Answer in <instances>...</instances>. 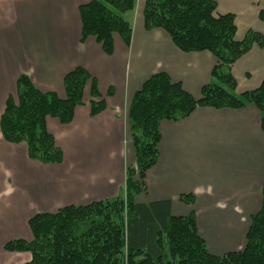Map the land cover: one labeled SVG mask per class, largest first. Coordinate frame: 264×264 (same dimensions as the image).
Instances as JSON below:
<instances>
[{
    "label": "crops",
    "instance_id": "obj_1",
    "mask_svg": "<svg viewBox=\"0 0 264 264\" xmlns=\"http://www.w3.org/2000/svg\"><path fill=\"white\" fill-rule=\"evenodd\" d=\"M89 1L0 0V116L7 98L16 100L19 75L64 98L63 77L77 66L94 77L105 102L102 111L90 115L88 86L69 123L46 118L63 153L59 163L30 159L24 142L10 143L0 132V264L30 260L29 252L5 251L4 245L32 240L33 215L122 194L126 167L135 163L128 109L146 79L165 72L194 97L210 81L215 57L209 51H181L162 28L146 30L145 0H136L124 16L132 26L128 45L114 34L113 52L106 54L94 37L81 41L78 7ZM215 1L217 14H234L237 40L249 29L264 35L258 17L264 0ZM232 73L237 92L259 86L264 48L254 45ZM159 131L158 159L136 202L164 204L172 216L193 212L211 254L242 249L250 217L261 206L264 181V129L256 106H198L184 119L162 120ZM189 193L193 204L179 200Z\"/></svg>",
    "mask_w": 264,
    "mask_h": 264
},
{
    "label": "trees",
    "instance_id": "obj_2",
    "mask_svg": "<svg viewBox=\"0 0 264 264\" xmlns=\"http://www.w3.org/2000/svg\"><path fill=\"white\" fill-rule=\"evenodd\" d=\"M136 0H91L78 7L81 41L94 37L106 54L113 52V35L130 43L132 26L124 14ZM215 0H145L146 30L162 28L183 52L209 51L215 57L210 81L194 97L167 73L157 72L137 90L128 109V128L135 163L125 170L122 194L86 205H66L33 215L32 240H10L4 250L30 253L26 264H264V181L260 209L250 217L242 249L211 254L198 233L196 216L168 215L164 204L144 205L136 197L146 191V172L156 164L162 120L188 117L198 106L241 108L256 106L264 129V77L254 89L237 92L233 64L264 35L249 29L237 40L234 14H217ZM258 17L264 22V8ZM65 97L34 87L28 76L16 79V100L9 96L0 116V132L10 143L24 142L30 159L59 163L63 153L46 128V118L66 124L84 102L89 86L90 115L105 108L97 83L77 66L63 77ZM109 91L108 93H110ZM194 195L179 200L194 203Z\"/></svg>",
    "mask_w": 264,
    "mask_h": 264
},
{
    "label": "rangeland",
    "instance_id": "obj_3",
    "mask_svg": "<svg viewBox=\"0 0 264 264\" xmlns=\"http://www.w3.org/2000/svg\"><path fill=\"white\" fill-rule=\"evenodd\" d=\"M216 8H217V3H216ZM215 13H216V11H215ZM259 13V12H258ZM126 15V13L124 14V16ZM216 15H217V13H216ZM219 15V14H218ZM234 19H235V17H234ZM235 37H236V34H235ZM251 50V49H250Z\"/></svg>",
    "mask_w": 264,
    "mask_h": 264
}]
</instances>
